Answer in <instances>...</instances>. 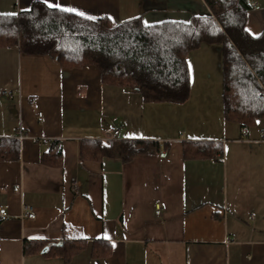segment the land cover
<instances>
[{
    "label": "crops",
    "instance_id": "1",
    "mask_svg": "<svg viewBox=\"0 0 264 264\" xmlns=\"http://www.w3.org/2000/svg\"><path fill=\"white\" fill-rule=\"evenodd\" d=\"M35 2L113 25L210 15L204 0H0V16ZM257 2L246 23L254 37L264 32ZM187 62L189 99L153 103L106 84L94 66L0 48V264H264V119L246 135L224 120L220 44ZM115 129L111 142L156 143L155 152L95 157ZM24 206L35 220L22 217ZM65 242L79 248L66 252Z\"/></svg>",
    "mask_w": 264,
    "mask_h": 264
},
{
    "label": "trees",
    "instance_id": "2",
    "mask_svg": "<svg viewBox=\"0 0 264 264\" xmlns=\"http://www.w3.org/2000/svg\"><path fill=\"white\" fill-rule=\"evenodd\" d=\"M204 1L208 16L151 26L139 18L113 25L107 18L90 20L35 2L27 12L0 16V48L14 46L26 55L50 56L67 68L91 65L103 82L138 92L146 102L181 104L190 97L189 53L203 44H220L223 118L246 128L264 119V32L254 37L246 29L251 0ZM95 146V157L123 161L156 150V143L143 141ZM206 148H198L197 154L206 153ZM58 247L66 252L79 248L69 242Z\"/></svg>",
    "mask_w": 264,
    "mask_h": 264
},
{
    "label": "built area",
    "instance_id": "3",
    "mask_svg": "<svg viewBox=\"0 0 264 264\" xmlns=\"http://www.w3.org/2000/svg\"><path fill=\"white\" fill-rule=\"evenodd\" d=\"M252 9H255L258 7L257 0H251ZM250 11V10H249ZM1 93L10 95V91H1ZM39 120H43V114H38ZM247 128H243V134L246 135ZM25 138L31 139L34 143H43V144H49L51 142L50 138L42 137V138H36V137H27L26 135H23L20 133L18 135L19 140H24ZM105 142H111V141H119L120 140V131L119 130H109L106 132V137L103 139ZM262 142L264 143V135L262 138ZM156 214L160 216L162 214V209L160 205H157L156 208ZM8 213L7 210L0 207V220L4 221L7 219ZM22 217L29 220H35L36 219V212L33 208L24 206L23 207V214Z\"/></svg>",
    "mask_w": 264,
    "mask_h": 264
},
{
    "label": "rangeland",
    "instance_id": "4",
    "mask_svg": "<svg viewBox=\"0 0 264 264\" xmlns=\"http://www.w3.org/2000/svg\"><path fill=\"white\" fill-rule=\"evenodd\" d=\"M189 120V118L187 119V121ZM191 123V122H190Z\"/></svg>",
    "mask_w": 264,
    "mask_h": 264
},
{
    "label": "water",
    "instance_id": "5",
    "mask_svg": "<svg viewBox=\"0 0 264 264\" xmlns=\"http://www.w3.org/2000/svg\"><path fill=\"white\" fill-rule=\"evenodd\" d=\"M47 249V248H46Z\"/></svg>",
    "mask_w": 264,
    "mask_h": 264
}]
</instances>
